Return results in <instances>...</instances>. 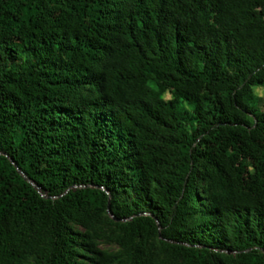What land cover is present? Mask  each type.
<instances>
[{
	"label": "trees",
	"instance_id": "obj_1",
	"mask_svg": "<svg viewBox=\"0 0 264 264\" xmlns=\"http://www.w3.org/2000/svg\"><path fill=\"white\" fill-rule=\"evenodd\" d=\"M256 89L264 0H0V264H264Z\"/></svg>",
	"mask_w": 264,
	"mask_h": 264
},
{
	"label": "rangeland",
	"instance_id": "obj_2",
	"mask_svg": "<svg viewBox=\"0 0 264 264\" xmlns=\"http://www.w3.org/2000/svg\"><path fill=\"white\" fill-rule=\"evenodd\" d=\"M255 92L260 97H263L264 96V90L263 89H256ZM103 248L114 249L115 247L103 246Z\"/></svg>",
	"mask_w": 264,
	"mask_h": 264
}]
</instances>
